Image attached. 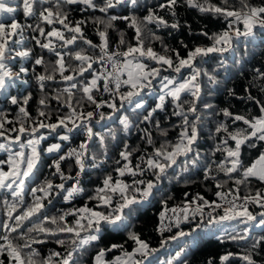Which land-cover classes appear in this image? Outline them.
Here are the masks:
<instances>
[{
    "label": "snow or ice",
    "instance_id": "obj_1",
    "mask_svg": "<svg viewBox=\"0 0 264 264\" xmlns=\"http://www.w3.org/2000/svg\"><path fill=\"white\" fill-rule=\"evenodd\" d=\"M70 5H83L82 11L91 9L98 10L103 14L92 18L94 24L103 25V30L97 28V34L101 41L99 45L84 36L82 26L88 22L87 20L81 19L75 22L69 20L70 9L67 6ZM122 6L131 9L128 15L109 14L110 10ZM140 6V0H100V2L97 0H19V3L17 0H0V94H6L10 82L28 72L24 66H21L18 72H13L10 66L18 59L20 61L32 60L33 48L28 46L30 41H34L35 46H38L42 51L47 50L56 57L55 61L46 62L44 56L39 55L33 60L34 65L44 67V73L36 75L41 92L45 89V81H54L57 74L63 81H76L70 83L68 87L56 90L57 94L53 99H56L61 107L69 109L63 116L57 115L56 123H45L39 119V117L51 119V114L44 110L48 106L47 96H43L39 100L41 108L38 110V118L33 122L34 126L30 128L25 126L31 117L24 106H20L18 109V128L6 129L5 124H12L13 121L7 120L0 112V117H3L0 118V137L4 141L0 143V152L7 153V159L0 160V189L11 190L12 196L17 198L13 203L4 201L7 220L2 223L5 234L0 236V241H2L0 242V256L6 254L9 264H79L78 256H83L94 242L101 239L105 227L114 231L128 230L132 212L137 210V206H142L150 201L154 189L159 188L163 179L169 178V169H174V178L179 181L181 176L192 168L199 167L202 163L201 152L196 147L204 129L203 116L198 111V104L202 100L201 77L206 80L209 95L213 94V91L222 83L218 78L221 70H224L227 75L230 62L236 68H242L248 55V46L251 45L255 48L264 45V3L253 5L250 0H220L219 3H214L213 0H163L155 7H148L147 14L142 17L135 14V9ZM178 6H186L189 9H195L200 14L222 19L225 27L218 32L209 33L201 30L196 33L204 36L209 41L207 44L189 48L181 41L182 47L186 50V55L181 56L178 49L170 48L164 44L163 38L150 27L155 25L157 30L171 28L179 31L182 24L177 13ZM18 10H22L25 21L31 20L33 23L19 22L15 18ZM162 11L166 12L171 20L160 15ZM117 20L128 22V27L134 30L133 40L135 43L126 39L124 31L115 29L114 22ZM183 26L188 29L189 34H192L190 24L185 21ZM109 29H115L119 35L115 51L109 50ZM27 31L38 33V35H32L29 39L25 35ZM78 40L88 45L89 49L99 48V56L89 55L84 49L78 51L58 50L69 49V46L75 45ZM154 41L160 42L161 52L155 51L151 46ZM241 45L245 49L243 55L240 54ZM122 46L125 47V50L121 51ZM213 55L218 58L213 70L209 72L207 69H202L200 64L205 63L207 58ZM66 56L78 63L75 65L66 63ZM105 61L103 71L90 72L93 70L94 64H101ZM168 70H171L175 75H161L162 72ZM184 70H188L187 76L184 75ZM66 72L73 74L65 75ZM89 72L92 77L90 80H76L77 76L84 77V74ZM254 72L256 73L255 79L264 82V71L257 68L254 69ZM100 81H103V93L112 96L111 102L102 98L97 100L94 96V91H101ZM154 81L159 85L158 102L147 110V115H143L142 112L137 113V110L145 109L146 101L142 94L145 90L155 88ZM78 85V90L82 95L77 99L73 89H77ZM110 85L112 86L110 87ZM122 86H126L128 90L121 92ZM260 90L264 92V83L261 84ZM228 93L229 96L235 95L233 89H228ZM65 94L66 98H64ZM117 97L119 106L116 103ZM168 98L171 99L173 105L171 115L180 118V123L173 126L179 129L175 142L165 139L159 147H155L152 134L145 129V136L142 139L152 146V153L146 156L141 154L138 157V162L133 165L131 157L138 149L130 150L129 145L125 143L119 152V159L115 161L117 165L115 168L116 177L114 178L111 173L107 174L101 182L102 186L96 187L93 195L88 198L97 201L95 207L90 208L86 203L81 208L70 209L58 216L48 217L42 214L45 207L43 201L52 195L53 189L59 190L57 194L63 193L65 201L73 200L84 192L80 178L86 169L100 168L109 159L108 141L116 140L117 130L101 125V121L106 118L111 120L115 116L122 126V130L128 133L132 127V121L127 114L116 116V113L131 111L142 115L141 123L151 122L158 110L165 109ZM7 99L11 105L21 104V99L17 96L10 95L7 96ZM30 99L31 94L24 96L22 104L27 105ZM248 99L254 100L255 98L249 95ZM86 102L94 105L96 110L107 106L112 112L107 117L105 113L99 112V119L93 122L96 112L87 111L85 113L82 110ZM256 103L259 105L258 115L233 114L228 108L220 109L217 115L222 114L224 117L230 118L232 124L242 122L245 127H236L230 131L229 125L225 121H220L214 132L210 133L213 138L224 133L220 142L215 144L211 154L212 156H215L217 152L223 154V159L216 167L219 172L234 180L237 186L235 194H233V190H229L227 193L217 191L216 196L222 203L209 202L197 194L191 201H186L183 206L178 205L172 208H168L167 200H162L163 210L159 213L160 224L157 228L161 234L164 231L171 232L175 227L178 231L171 237L172 240L191 236L192 232L183 231L181 224L189 223L197 216L203 221L205 207L211 209L206 214L207 223H198L196 227L203 228L208 232H219L216 238L221 243L226 240L233 242L248 240L252 227H264V211L256 214L249 211V205H256L264 209V187L256 188L254 194L252 189L253 181L264 185V143H262L264 142V104H260L259 101ZM213 107L212 104H203L204 110H210ZM78 108L81 110L78 111ZM96 125H101L102 130L94 131ZM155 127L161 136L167 137L168 130L160 127L159 120L155 121ZM60 128L66 130L64 134L57 133L60 141H68L70 139L68 133L76 130H82L85 139L78 146L70 148L63 154H59L62 149L61 143H54L45 149L49 154H59L49 167L55 169L52 175H58L62 182L53 184L52 180L45 179L37 187H32L30 192L33 200L24 207L26 181L34 178L39 171L41 164L39 145L46 138L42 134L37 135V133L40 132V129H49L56 133ZM6 132L17 134L13 137L6 135ZM25 134L31 138L22 141L21 138ZM230 141L233 142L231 145ZM13 145H19V150L14 151ZM96 145L99 146V152L93 150ZM245 146L249 149L260 148L258 155L249 163H245L242 159V149ZM65 161L74 162L77 169L75 176L70 173L66 175L62 171L61 165ZM212 163L215 161L213 160ZM3 165H7V171L2 167ZM146 172L150 173L153 179H136L137 176L143 177ZM204 172L205 179H208L211 164L204 167ZM126 175L133 177L131 183L123 179ZM68 180L74 181L70 187L65 186ZM225 183L227 181L217 183L216 188H223ZM240 185H245L247 188V194L243 197L239 195ZM38 192L43 195H37ZM240 200L243 202L237 203ZM198 201L202 203H197ZM18 207L23 210L20 214L13 215L17 212ZM221 208L223 214L214 216L213 213L216 209ZM169 213L172 215L170 216ZM68 216L75 217L71 224L67 221ZM34 217L39 222L34 221ZM13 220L14 223L8 222ZM26 221L31 222L32 226L24 229ZM84 221L86 224L83 223ZM165 221L168 223L166 224ZM232 221L247 227L237 231L235 227L229 229L224 226L225 222ZM12 233H18V235L13 237ZM32 233L43 234L45 237L70 234L66 239L57 238L55 240V243L61 247L67 245L65 253L62 255L60 252L52 251L47 257L41 258L37 249L32 245L42 244L46 241L38 239ZM128 239L134 244L131 251L125 249L122 244H112L108 248H100L93 258V264H145L147 258L158 251V249L151 248L149 243L141 239L140 235L134 231H128ZM166 243L167 241H162V246ZM262 243H264V235L256 237L251 246L243 253L229 251L221 255L219 264H228L234 257L242 260L244 264H258L254 255L257 254ZM117 248L120 249V255L107 260L106 253ZM185 251V249H181L175 257L169 258L162 264H174V261L187 264L186 260L181 259L185 255ZM138 256L141 259H137ZM54 257L59 260L54 261ZM0 264H5V261L0 259ZM207 264H214L213 259H208Z\"/></svg>",
    "mask_w": 264,
    "mask_h": 264
},
{
    "label": "trees",
    "instance_id": "obj_2",
    "mask_svg": "<svg viewBox=\"0 0 264 264\" xmlns=\"http://www.w3.org/2000/svg\"><path fill=\"white\" fill-rule=\"evenodd\" d=\"M19 3V0H17ZM100 2V0H97ZM163 2V0H140L141 6L135 9V14L142 17L147 14L148 7H155L157 4ZM214 3H219L220 0H213ZM250 3L253 5H259L264 3V0H250ZM17 6V5H11ZM70 9L69 20L75 22L76 20L85 19L88 22L82 26L84 36L86 39L91 40L94 44L99 45L101 43L100 38L97 34V28L103 30V25H96L92 22L93 17L102 16L98 10L94 11L91 9L83 10V5H70L67 6ZM131 9L128 7H117L116 9L110 10L109 14H114L118 16L128 15ZM177 13L179 19L181 21L182 27L179 31L173 30L171 28H161L157 30L155 25H151L150 27L156 31V34L163 38L164 44L168 45L170 48H175L180 51L181 56L186 55V50L182 47L181 41L184 44H187L189 48H192L195 45L207 44L209 41L201 35H197L196 33L201 30L207 31L209 33L218 32L225 27V23L222 19L213 18L211 15H205L198 13L195 9H189L186 6H178ZM7 15V14H6ZM160 15L165 16L166 19L171 20V17L167 15L166 12H160ZM15 18L21 22L33 23V21L28 20L25 21L22 15V10H18L15 14ZM187 22L191 25L192 34H189V31L186 27L183 26L184 22ZM115 23V29H119L126 33V39L135 43L133 40L134 30L128 27V22L117 20ZM60 27L59 25H56ZM242 27V25H241ZM115 29L108 30V39H109V49L116 50L115 45L119 40L118 32ZM67 34V33H66ZM26 36L31 38L32 35H38V33H32L31 31H27L25 33ZM59 43V42H57ZM259 44V40L257 41ZM28 46L33 48V58L32 60L20 61L19 59L11 65V70L13 72H18L21 66H24L28 69L26 74H21L20 78L16 79L13 82H10V87L7 89L6 94H0V112L4 114L7 120L13 121L12 124H5L6 129H11L13 127L18 128L19 123H17V113L20 106H24L28 111L31 119L25 123L26 127H32L33 122L38 118V110L41 108L39 105V100L43 96H47V108L44 110L51 114V119H47L45 117H39L40 120H43L45 123H56L57 115L63 116L66 114L69 109L66 107H61L59 102L53 97L57 94V89H63L64 87H68L70 83L76 82H66L63 81L59 74L56 75V79L54 81H45V89L41 92L39 85L36 81V75L44 73L43 66H36L33 63V60L36 56L43 55L46 62L55 61L56 57L54 54L47 52V50L42 51L38 46H35L34 41H30ZM147 46V44H146ZM155 51L161 52V44L159 41H154L151 45ZM80 49H84L87 54L99 56V48L94 50L89 49V46L84 44L82 41H77L75 45L69 46V49H58L60 51H78ZM120 50H125V47L122 46ZM245 49L243 45H241L240 54L243 55ZM248 55L244 60L242 68H236L234 65H231L228 68L227 75L224 70L219 72L218 78L222 81L221 85L213 91V94L209 95V87L206 83L204 77H201L202 83V100L198 104V111L202 113L204 129L201 133V138L198 141L196 147L201 152V160L202 163L199 167L192 168L188 173H185L181 176L180 180L177 181L175 176L174 169L168 170V179H163L160 183L158 189H154L153 196L150 198V201L142 206H137V210L132 212L129 218V228L128 230H120L114 231L111 228L105 227L102 233V237L98 242H94L83 254V256H78L79 264H93V258L100 248H108L112 244H122L125 249L131 251L134 247V244L131 240L128 239V231H134L140 235L141 239L147 241L151 248L158 249L156 253L149 256L145 261V264H162V262H166L169 258L175 257L176 253L181 251V249H185V255L181 258L182 260H186L187 264H207L208 259H213L214 264H219V257L226 252L232 253H243L246 249H248L253 240L260 236L264 235V227H252L251 235L248 240L233 242L230 240H226L221 243L216 237L219 235V232H208L203 228H197L196 225L198 223H207V215L203 221L200 220V217L197 216L195 220H191L189 223L181 224V229L185 232H192L191 236L179 238L176 240H172L171 237L176 235L178 229L175 227L171 232L164 231L161 234L157 228L160 224L159 213L163 210V205L161 203L162 200H167L168 208L173 207L174 205L185 203L186 201H191L194 197L199 194L204 197L205 200L209 202L215 201L218 197L216 196L217 191L224 190H233L235 192L236 185L234 180L229 179L224 173L219 172L216 165L223 159V154L217 152L215 156H212V150L216 143L220 142V138L224 136V133H220L219 135L213 138L210 133L214 132L217 123L220 121H225L229 125V130H233L236 127H245L242 122H237L236 124H232L230 118L224 117L222 114L217 115L220 109L228 108L233 114L240 115H258L259 114V105L256 101H259L260 104H264V92L260 90L261 84L264 83L259 79H255L256 73L254 69L259 68L261 71H264V45L253 48L251 45L248 46ZM217 57L215 55L207 58L205 63L200 64L202 69H207L209 72L213 70V68L217 64ZM66 63H71L75 65L76 61L71 60L68 56L65 57ZM152 64L153 62H149ZM98 64L93 65L94 71L97 68ZM85 73L84 77H76V80H90L91 74ZM73 74L71 72H66L65 75ZM161 75H175L171 70L166 72H162ZM184 75H188V70H184ZM26 81V82H25ZM155 88L153 90H145L142 94L144 100L146 101L144 110H137V113L142 112L143 115H147V110L151 109L155 106L157 101V95L159 94V85L158 82L154 81ZM77 89H73L76 98L78 99L82 93ZM228 89H233L235 95L229 96ZM246 89H248L246 91ZM128 88L126 86H122L120 91L125 92ZM31 94V99L29 100L27 105L22 104V99L24 96ZM94 96L99 99H104L106 101L111 102L112 96L109 94L105 98L100 95V92L94 91ZM17 96L21 99L20 105H11L7 99V96ZM251 95L254 97V100H249L248 96ZM66 98V94L65 97ZM116 103L119 106V98H116ZM203 104H212L214 107L210 110H204ZM127 108V105H126ZM187 108V105H185ZM78 111L81 109L78 108ZM85 113L87 111H95L96 116L94 117L93 122L99 119V112L105 113L107 117L112 110L107 106L102 107L99 110L95 109L94 105L90 103H84L83 109ZM173 110V105L171 103V99L168 98L165 103V109L163 111H157L151 122H143L142 115H138L137 113H133L131 111H121L116 113V116L127 114L129 119L132 121V127L129 129L128 133H125L122 130V126L119 124L118 120L114 116L113 119L108 120L107 118L104 121H101V125L106 127H112L117 130V136L115 141H108V155L109 159L106 163H104L100 168H87L86 171L82 174L80 178L81 186L84 188V192L81 195L76 196L71 201H65L63 198V193L57 194L59 190L53 189L52 195L45 199L43 202L45 204L44 209L42 210V214L44 216H58L63 212H66L70 209H78L83 207L86 203L88 207H95L97 201L89 200V196L93 195L94 189L98 186H102L103 178L111 173L113 177H116L115 168L117 167L115 161L119 159V152L123 149L124 144L127 143L129 145V149H138V151L133 153L131 157L133 165L138 162V157L141 154L145 156L147 154L152 153V146L146 143V140L142 139L145 136V129L152 134V138L155 142V147H159L161 142L165 139L175 142L178 136L179 129L173 127L174 125H178L180 123V118L174 117L171 115ZM3 118V117H0ZM191 118V117H190ZM160 121V127L162 129L168 130L167 137H163L160 135L159 130L155 127V121ZM101 125H96L94 131H101ZM66 132L65 129L60 128L57 129L56 133L51 132L49 129H40V132L37 135L49 134L47 137L41 141L39 145V150L41 152V164L39 165V171L36 176L29 181H26V188L24 193V207L30 204L33 200L30 189L32 187H37L41 182L45 179L52 180L53 184H59L62 181L59 176H53L52 173L55 171L54 168L49 167L54 159L58 158L59 154H63L67 152L70 148L76 147L79 143L85 139L84 133L82 130H76L72 133H68L70 139L68 141H60L57 133L64 134ZM17 133L15 132H6V135L15 136ZM31 138L27 134L22 136V141H26ZM4 142L3 138L0 137V143ZM54 143H61L62 149L61 153H47L45 149L48 146ZM230 145L233 142H229ZM264 143V142H262ZM19 145H13V150H17ZM94 151L99 152V146L93 149ZM260 148L249 149L246 146L242 149V159L245 163H249L251 159L255 158L259 153ZM27 151V150H26ZM7 153L0 152V160H6ZM183 159V158H181ZM215 163H212V161ZM208 164H211V172L209 173V178L205 179L204 167ZM71 166V167H70ZM5 171H7V165L2 166ZM144 167V165H142ZM62 171H64L67 175L70 173L75 176L77 171L73 161H65L62 162L61 165ZM235 176V174H233ZM214 177V178H213ZM123 179L131 183L133 177L126 175ZM136 179H144L149 180L153 179L150 173H145L143 177L137 176ZM187 181V182H185ZM227 183L224 184L223 188L217 189V183ZM74 181L68 180L65 184L66 187H70ZM15 188V185L13 186ZM264 187V185H260L258 182H252L253 194L256 188ZM188 194L187 196L185 194ZM239 194L246 195L247 188L245 185L239 186ZM37 195L42 196V193H37ZM171 197V199H168ZM7 200L9 203L16 202L17 198H14L11 194V190L9 189H0V236L5 234V230L2 227V223L7 220L6 210L4 201ZM49 200L51 201L49 203ZM200 202V201H198ZM202 203V202H201ZM23 209L18 207L17 212L13 215H18ZM104 210V209H97ZM127 212V210H125ZM249 211L254 214L264 211L257 207L256 205H249ZM223 209H216L213 213L214 216L222 215ZM75 217L68 216V223H72ZM34 221H37V218H33ZM9 223H14L13 221H8ZM83 223L86 224V221ZM31 222H25L24 229L31 227ZM48 227H53L52 225H46ZM225 227L231 229L235 227L237 231H241L245 227L244 224H240L236 221L225 222ZM195 230V231H193ZM13 237H16L18 233H12ZM33 236H36L38 239H45V243L42 244H33L32 247L37 249L41 258L47 257L50 252L57 251L62 255L65 253V249L67 245L61 247L55 240L57 238L66 239L70 234H60L59 237H45L43 234L37 235L36 233H32ZM83 235V233H82ZM162 241H167L166 244L162 246ZM193 241H195L193 243ZM2 242V241H0ZM120 255V249H113L111 252L106 253V259L111 260L114 256ZM0 259L5 261V264H9L8 258L5 255L0 256ZM54 261H58L59 258L54 257ZM137 259H141V257H137ZM254 259L258 262V264H264V243L261 244L258 249L257 254L254 255ZM174 264H180L178 261H174ZM228 264H244V262L238 258H232Z\"/></svg>",
    "mask_w": 264,
    "mask_h": 264
},
{
    "label": "built area",
    "instance_id": "obj_3",
    "mask_svg": "<svg viewBox=\"0 0 264 264\" xmlns=\"http://www.w3.org/2000/svg\"><path fill=\"white\" fill-rule=\"evenodd\" d=\"M110 50V49H109ZM110 51H115V50H110ZM122 51V50H121ZM106 63V61L105 62H102L101 64H98V66H97V68L94 70L95 72H101V71H103V64H105ZM108 68H109V70H111V68H110V65H108ZM90 78H92L91 76H90ZM125 78V77H124ZM100 83V86H101V91H100V95L102 96V97H106L107 95H109L108 93H103V90H102V85H103V81H100L99 82ZM112 85H110V87H111ZM66 174V173H65ZM67 175V174H66ZM223 192H225V193H227V192H229L228 190H224ZM233 194H235V192H233ZM241 197H243L244 195H242V194H239ZM229 198H231V197H229ZM217 203H222L218 198L215 200ZM243 201L242 200H240V201H237V203H242ZM197 203H201V202H197ZM183 204L184 203H181V204H177V205H174L173 207H175V206H183ZM226 206V205H225ZM192 207H195V205H192ZM172 208V207H171ZM209 211H211V209L210 208H207V207H205V209H204V212H205V215L207 214V212H209ZM169 215L171 216L172 214L171 213H169ZM165 223L167 224L168 222L167 221H165ZM174 228V227H173ZM172 228V229H173Z\"/></svg>",
    "mask_w": 264,
    "mask_h": 264
},
{
    "label": "rangeland",
    "instance_id": "obj_4",
    "mask_svg": "<svg viewBox=\"0 0 264 264\" xmlns=\"http://www.w3.org/2000/svg\"><path fill=\"white\" fill-rule=\"evenodd\" d=\"M159 95V94H158ZM158 95H157V97H158ZM45 137H47V135H49L48 133L47 134H43ZM49 147V146H48ZM19 150V148L17 149V150H14V151H18ZM27 150V149H26ZM28 151V150H27Z\"/></svg>",
    "mask_w": 264,
    "mask_h": 264
}]
</instances>
